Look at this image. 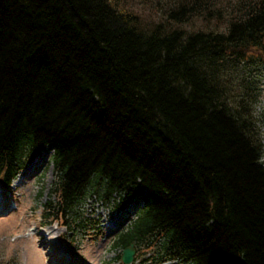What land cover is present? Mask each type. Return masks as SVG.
<instances>
[{
	"label": "trees",
	"instance_id": "trees-1",
	"mask_svg": "<svg viewBox=\"0 0 264 264\" xmlns=\"http://www.w3.org/2000/svg\"><path fill=\"white\" fill-rule=\"evenodd\" d=\"M123 3L0 0V187L48 154L43 218L70 233L87 227L79 209L93 194L135 203L112 237L120 251L264 264V150L246 76L264 65V0H163L149 21Z\"/></svg>",
	"mask_w": 264,
	"mask_h": 264
},
{
	"label": "rangeland",
	"instance_id": "rangeland-1",
	"mask_svg": "<svg viewBox=\"0 0 264 264\" xmlns=\"http://www.w3.org/2000/svg\"><path fill=\"white\" fill-rule=\"evenodd\" d=\"M162 1L124 0L122 5L149 21ZM199 25L193 20L190 27ZM249 67L246 76L254 84L253 117L264 150V65L251 61ZM53 181L49 155L41 154L24 166L9 190L0 188V264H122V251L112 247V237L134 218L135 203L113 206L92 194L79 209L80 219L89 220L87 227L70 233L61 220L43 218L44 204L54 201ZM134 254L137 260L131 264H153L145 250Z\"/></svg>",
	"mask_w": 264,
	"mask_h": 264
},
{
	"label": "water",
	"instance_id": "water-1",
	"mask_svg": "<svg viewBox=\"0 0 264 264\" xmlns=\"http://www.w3.org/2000/svg\"><path fill=\"white\" fill-rule=\"evenodd\" d=\"M134 256V246L130 245L122 251L121 260L123 264H131Z\"/></svg>",
	"mask_w": 264,
	"mask_h": 264
},
{
	"label": "bare ground",
	"instance_id": "bare-ground-1",
	"mask_svg": "<svg viewBox=\"0 0 264 264\" xmlns=\"http://www.w3.org/2000/svg\"><path fill=\"white\" fill-rule=\"evenodd\" d=\"M30 168H31V167H30ZM29 170H30V169H27V171H25V173L28 172ZM25 173H24V174H25ZM24 174H23V175H24ZM21 178H22V177H21ZM21 178H19V180H21ZM17 180H18V179H17Z\"/></svg>",
	"mask_w": 264,
	"mask_h": 264
}]
</instances>
